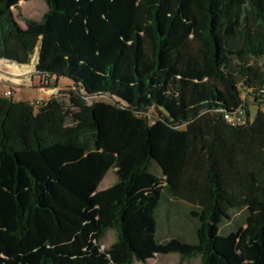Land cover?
<instances>
[{"label":"trees","instance_id":"trees-1","mask_svg":"<svg viewBox=\"0 0 264 264\" xmlns=\"http://www.w3.org/2000/svg\"><path fill=\"white\" fill-rule=\"evenodd\" d=\"M21 1L0 0V59L41 45L38 74L75 89L0 95V264H264V0H45L39 20ZM166 196L192 206L195 241L157 239Z\"/></svg>","mask_w":264,"mask_h":264},{"label":"rangeland","instance_id":"rangeland-1","mask_svg":"<svg viewBox=\"0 0 264 264\" xmlns=\"http://www.w3.org/2000/svg\"><path fill=\"white\" fill-rule=\"evenodd\" d=\"M21 13L25 17L41 19L48 10V6L45 0H31L29 2L21 1ZM24 26V23H22ZM36 55L32 58L29 64H18L9 61L0 62V95L4 96L8 90L12 91V99L15 102L30 101L33 103H42L48 101L56 96H59L61 91H68L75 89L74 83L67 78H51L49 81L40 76L36 72ZM260 65L264 68V59L259 61ZM58 85L57 87H55ZM93 99L98 101L111 102L112 100L106 96H96ZM253 102V101H252ZM264 110V103L250 105L251 121L255 118L258 109ZM158 167L154 168L156 172ZM160 174L159 171H157ZM118 181L115 170H111L102 183V188L113 186ZM180 214L178 215L181 219L180 233H183V238L186 241L191 240L195 236V227L197 221L190 215L192 209L191 205H185L180 207ZM187 216H186V215ZM244 215L243 212L235 211L233 213L232 223H227L223 227V230H229L235 228L237 225L243 224ZM177 232V230L175 231ZM179 232V231H178ZM172 237V236H171ZM170 238V237H169ZM159 241H164L168 238H161L157 235ZM117 240V234L115 231L110 230L107 232L105 238L101 242L102 249H107L111 244ZM180 256L177 255H161L160 257L151 260L148 264H202L200 257L187 259L180 261ZM135 264H143L136 262Z\"/></svg>","mask_w":264,"mask_h":264},{"label":"crops","instance_id":"crops-1","mask_svg":"<svg viewBox=\"0 0 264 264\" xmlns=\"http://www.w3.org/2000/svg\"><path fill=\"white\" fill-rule=\"evenodd\" d=\"M103 181L99 185L98 191H102V190H105V189L109 188V187L102 188L101 185H102ZM185 205H186L185 202L170 198L168 196H166L163 199V201L161 203V206H160V208L158 210L157 235H160L161 238H169L171 236L172 237L176 236V237L183 238V233H180L181 229H180V226H179V224L182 221H181V219L179 218L178 215L180 214V211H179L180 209L179 208L180 207H185ZM176 230H177V232H175ZM189 241L190 242L191 241H195V236L193 238H191V240H189ZM170 255H177V254H170ZM158 257H160V256H158ZM179 260L181 262L183 261L181 258Z\"/></svg>","mask_w":264,"mask_h":264},{"label":"built area","instance_id":"built-area-1","mask_svg":"<svg viewBox=\"0 0 264 264\" xmlns=\"http://www.w3.org/2000/svg\"><path fill=\"white\" fill-rule=\"evenodd\" d=\"M12 91L8 90L5 92V97H11ZM254 99H262L264 100V85L260 87L256 97ZM226 121L232 126L242 125L247 121V108L245 106H241L236 109L233 113L225 114Z\"/></svg>","mask_w":264,"mask_h":264},{"label":"water","instance_id":"water-1","mask_svg":"<svg viewBox=\"0 0 264 264\" xmlns=\"http://www.w3.org/2000/svg\"><path fill=\"white\" fill-rule=\"evenodd\" d=\"M41 46V45H40ZM40 46L38 47V51H37V53H36V72L38 73V71H37V64H38V60H39V49H40ZM0 60H2V59H0ZM3 61H8V60H3Z\"/></svg>","mask_w":264,"mask_h":264},{"label":"bare ground","instance_id":"bare-ground-1","mask_svg":"<svg viewBox=\"0 0 264 264\" xmlns=\"http://www.w3.org/2000/svg\"><path fill=\"white\" fill-rule=\"evenodd\" d=\"M0 62H1V60H0ZM10 62V61H9ZM12 63H14V62H12Z\"/></svg>","mask_w":264,"mask_h":264}]
</instances>
